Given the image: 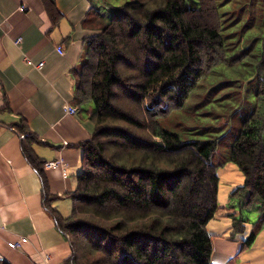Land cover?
<instances>
[{
	"label": "trees",
	"instance_id": "1",
	"mask_svg": "<svg viewBox=\"0 0 264 264\" xmlns=\"http://www.w3.org/2000/svg\"><path fill=\"white\" fill-rule=\"evenodd\" d=\"M100 1L105 12L88 13L83 25L96 35L74 72L75 102L94 104L96 129L82 145L69 217L52 206L36 135L14 128L71 245L67 264H213L208 226L226 209L238 241L246 221L237 206L260 214L244 244L252 246L264 228V0ZM44 2L60 21L55 1ZM239 66L253 71L258 92L231 142L220 134L244 89L218 76ZM223 141L227 154L216 161ZM229 163L245 182L223 208L217 170Z\"/></svg>",
	"mask_w": 264,
	"mask_h": 264
},
{
	"label": "crops",
	"instance_id": "2",
	"mask_svg": "<svg viewBox=\"0 0 264 264\" xmlns=\"http://www.w3.org/2000/svg\"><path fill=\"white\" fill-rule=\"evenodd\" d=\"M54 1L61 14L57 23L44 0H0V261L8 264H67L72 256L69 241L44 207L42 180L25 158L14 128L27 125L36 135L33 147L45 164L58 159L67 163L64 170L45 169L54 206L60 199H71L77 189L82 145L96 129L91 121L94 106L86 103L91 105L85 109L75 102L74 72L81 69L96 35L83 23L91 10L105 12L104 4ZM19 38L21 45L16 44ZM69 107L76 108L77 115H70ZM24 238L28 241L20 248L9 246ZM213 242L215 247L214 236ZM218 243L213 264H229L243 251L239 241L230 238Z\"/></svg>",
	"mask_w": 264,
	"mask_h": 264
},
{
	"label": "rangeland",
	"instance_id": "3",
	"mask_svg": "<svg viewBox=\"0 0 264 264\" xmlns=\"http://www.w3.org/2000/svg\"><path fill=\"white\" fill-rule=\"evenodd\" d=\"M126 1L128 0H120L119 2L112 0L114 4H123ZM103 8L105 9V6H103ZM219 73H222V75L219 74L218 79L220 78L221 80L227 82L231 81L234 85H242L244 89L243 99L240 103V110L235 112L230 118L229 121L231 123L229 124L228 129L220 134L221 138L232 136L230 138V141L232 142V140H234V138L240 133V125L246 121L249 112L254 108L258 92V83L254 79L255 76L253 71L249 70V68L245 66H239V68L236 70L228 67V70ZM91 104L94 106L93 103ZM91 104H85L84 108L87 109V107H89ZM226 142L228 141H223V143H221L217 149V153L214 157L216 161H219L226 156L228 151V146L225 144ZM217 174L220 179L218 197L219 205L223 208H226L230 204L231 193H233V191L237 188L243 186L245 178L238 166L233 163H229L226 166L218 168ZM55 204V206L53 204L52 206L55 209L57 206L59 209L58 212H60L64 217L70 216L73 209L72 199H60V201L56 202ZM236 210L238 217L246 221L245 233L237 238L240 243V249L244 247L245 248L239 253L238 256L234 257L229 264H264V228L252 246H244L253 231V226L259 221L260 214L258 210L253 208H240L238 206ZM228 212L229 211L226 209L221 210L217 217L211 221L208 226L209 233L214 236L215 242L217 244H219L218 240L220 238H230L232 222L231 219L225 217V214ZM217 244H215V250L217 248Z\"/></svg>",
	"mask_w": 264,
	"mask_h": 264
},
{
	"label": "built area",
	"instance_id": "4",
	"mask_svg": "<svg viewBox=\"0 0 264 264\" xmlns=\"http://www.w3.org/2000/svg\"><path fill=\"white\" fill-rule=\"evenodd\" d=\"M20 10L24 12V11H27V8L21 7ZM22 41H23V39L19 38V39H17L16 44L17 45H21ZM59 51H60L61 54L64 52V51H62L61 48H59ZM43 66H44V63H41L38 67L42 68ZM67 112L70 115H77L78 110L76 108L69 107V108H67ZM67 167H68L67 163L64 160H62V159H58V160H55V161L53 160V162L46 163L45 166H44V168L46 170H53V171L54 170H58V169L64 170ZM27 241H28V239L24 238V239L21 240V242L11 243V244H9V246L12 249H17V248H20L22 243H26Z\"/></svg>",
	"mask_w": 264,
	"mask_h": 264
}]
</instances>
